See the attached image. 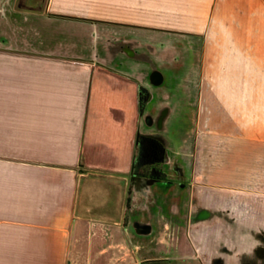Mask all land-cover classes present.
<instances>
[{
	"label": "crops",
	"instance_id": "1",
	"mask_svg": "<svg viewBox=\"0 0 264 264\" xmlns=\"http://www.w3.org/2000/svg\"><path fill=\"white\" fill-rule=\"evenodd\" d=\"M244 1L253 12L252 0ZM29 2L25 28L49 44L74 46L170 33L201 42L222 16L219 0ZM250 59L264 65V53ZM19 82L25 99L14 96ZM135 87L127 72L78 61L56 45L36 55L0 51V264L138 263L124 228ZM246 111L240 124L235 117L240 138L264 141V103Z\"/></svg>",
	"mask_w": 264,
	"mask_h": 264
},
{
	"label": "flooded vegetation",
	"instance_id": "2",
	"mask_svg": "<svg viewBox=\"0 0 264 264\" xmlns=\"http://www.w3.org/2000/svg\"><path fill=\"white\" fill-rule=\"evenodd\" d=\"M29 1L0 0V51L36 55L56 45L78 61L115 67L135 81L138 119L124 228L137 264H264V217L237 195L224 198L226 187L206 179L198 157V141L212 127L219 129L214 134L240 138L237 116L228 131L222 108H209L216 75L203 61V47L195 49L201 42L112 36L49 44L22 25ZM189 46L194 60L186 69Z\"/></svg>",
	"mask_w": 264,
	"mask_h": 264
},
{
	"label": "rangeland",
	"instance_id": "3",
	"mask_svg": "<svg viewBox=\"0 0 264 264\" xmlns=\"http://www.w3.org/2000/svg\"><path fill=\"white\" fill-rule=\"evenodd\" d=\"M252 2L254 11L246 12L243 10L244 0H219L218 9L222 10V16L210 22L207 36L201 40L203 44L199 43V48L195 45L197 53L203 47V52L215 55V60L207 61L215 63L210 71L212 75L215 71L216 75L213 77V86H207V91L212 88L208 92L207 102L209 108H222L221 115L225 120L222 128L228 131L235 129L234 123H229L232 116H237L240 124L241 116L246 110H251L254 106L255 112L264 103V65L257 62V59H250L252 53L255 56L256 53H264V0ZM179 38L186 41L193 37L186 34ZM245 39L254 41L256 48H247ZM189 47V50L194 51V47ZM196 57L199 58L200 54H196ZM15 86L16 90L22 88L15 92V98L25 99V82L23 86L20 82ZM209 113L207 111L205 114V120ZM212 113L214 114L213 110ZM216 121H219V117ZM201 127L203 130L204 125H200V129ZM218 130L217 127H212L211 134H205L198 141V148L201 149L198 157L206 179L215 180L226 187L221 192L223 197L237 195L239 202L247 201L248 205H252V210H248L264 217V141L214 134ZM235 189L239 192H235Z\"/></svg>",
	"mask_w": 264,
	"mask_h": 264
},
{
	"label": "water",
	"instance_id": "4",
	"mask_svg": "<svg viewBox=\"0 0 264 264\" xmlns=\"http://www.w3.org/2000/svg\"><path fill=\"white\" fill-rule=\"evenodd\" d=\"M170 36H175V37H181V35H179V34H176V33H170ZM178 37V38H179ZM109 68H111V69H114L113 67H109ZM115 70H118L117 68H115ZM158 76L160 77V81L163 79V75L161 74V73H158Z\"/></svg>",
	"mask_w": 264,
	"mask_h": 264
}]
</instances>
